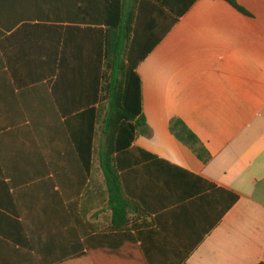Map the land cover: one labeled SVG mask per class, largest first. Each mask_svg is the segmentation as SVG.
Listing matches in <instances>:
<instances>
[{
    "label": "crops",
    "instance_id": "1",
    "mask_svg": "<svg viewBox=\"0 0 264 264\" xmlns=\"http://www.w3.org/2000/svg\"><path fill=\"white\" fill-rule=\"evenodd\" d=\"M236 1L249 16L224 0H0L8 32L68 29L72 45L87 30L88 58L108 31L130 29L131 45L151 50L136 69L149 133L133 146L159 160L129 171L128 189L150 211L130 204L117 227L98 163L87 196L67 185L81 168L39 99L46 90L24 70L1 74L0 264H264V0ZM175 118L209 163L171 133ZM219 190L239 196L223 217Z\"/></svg>",
    "mask_w": 264,
    "mask_h": 264
},
{
    "label": "trees",
    "instance_id": "2",
    "mask_svg": "<svg viewBox=\"0 0 264 264\" xmlns=\"http://www.w3.org/2000/svg\"><path fill=\"white\" fill-rule=\"evenodd\" d=\"M224 1L242 14L250 15L236 0ZM2 27L0 75L9 76L10 72L14 75L18 69L24 70L29 75L28 85L46 90V98L40 96L39 99L46 103L48 98L52 104L54 111L49 110L50 119L62 125L64 139L73 147L78 167L81 168L82 175L67 178V185L77 197L87 196L89 187L96 185L94 176L98 163V170L104 178L105 196L112 210V220L117 227L126 222L130 204H138L150 211L149 201L130 192L126 177L130 170L159 161L133 146L138 137L149 133L143 115L141 80L136 69L151 50L133 47L130 29L119 35L108 31L101 42L96 41L90 47L87 58V30L71 45L68 43L71 36L68 29L38 25L36 31H27L28 27L24 26L8 32ZM51 28L60 30L54 38ZM55 39L58 46L52 48L50 44ZM11 49H16L14 57L19 58L17 64L11 62ZM138 51L142 54L137 55ZM33 113H28L31 121L34 119ZM170 131L177 140L189 146L203 163L211 161L205 146L184 121L172 119ZM51 149V146L41 149L48 169L53 168L47 152ZM164 164L165 168L183 172L178 167ZM62 178H57L54 184L63 188ZM10 186L14 187V182ZM219 192L226 200L220 213L223 217L239 200V196L225 190ZM81 207L77 216L83 219L87 216V209L84 203ZM19 227L25 228L18 226V231ZM11 243L22 245V241L16 239Z\"/></svg>",
    "mask_w": 264,
    "mask_h": 264
}]
</instances>
